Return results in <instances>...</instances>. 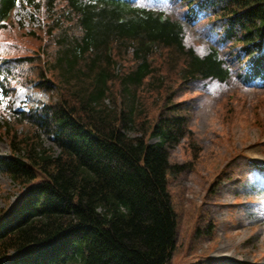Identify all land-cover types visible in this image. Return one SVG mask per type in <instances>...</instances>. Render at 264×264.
<instances>
[{
    "label": "trees",
    "instance_id": "1",
    "mask_svg": "<svg viewBox=\"0 0 264 264\" xmlns=\"http://www.w3.org/2000/svg\"><path fill=\"white\" fill-rule=\"evenodd\" d=\"M20 1L0 0V84L5 94L32 84L49 101L0 121L11 148L0 174L21 191L0 212V264H169L178 227L169 175L188 167L170 162V148L190 133L174 96L192 80L226 79L219 52L199 56L181 23L135 0H26L46 8V21L23 36L45 43L18 54L22 39L5 33L25 30L11 20ZM183 1L217 17L241 44L245 81L264 84V0Z\"/></svg>",
    "mask_w": 264,
    "mask_h": 264
},
{
    "label": "rangeland",
    "instance_id": "2",
    "mask_svg": "<svg viewBox=\"0 0 264 264\" xmlns=\"http://www.w3.org/2000/svg\"><path fill=\"white\" fill-rule=\"evenodd\" d=\"M139 3L181 21L185 45L202 56L215 47L230 72L222 81H190L174 96V102H185L188 108L190 133L170 150L172 163L188 167L169 177L178 216L176 248L169 264H264V167H258L264 165V86L258 80L244 83L239 74L246 64L238 56L241 44L221 40L210 13L198 10L191 17L181 0ZM42 6L19 5L14 11L11 20L21 21L25 30L5 35L22 39L18 54L39 50L45 43L23 36L28 29L43 27L46 8L41 12ZM63 6L56 5L58 14ZM4 40L0 33V49L8 43ZM23 84L7 96L0 92V120L10 107L48 101V94ZM148 105L151 108L153 102ZM44 142L53 146L48 137ZM8 153L9 145L0 137V154ZM19 197L12 180L0 175V212Z\"/></svg>",
    "mask_w": 264,
    "mask_h": 264
},
{
    "label": "snow or ice",
    "instance_id": "3",
    "mask_svg": "<svg viewBox=\"0 0 264 264\" xmlns=\"http://www.w3.org/2000/svg\"><path fill=\"white\" fill-rule=\"evenodd\" d=\"M0 99H2V98H0Z\"/></svg>",
    "mask_w": 264,
    "mask_h": 264
}]
</instances>
